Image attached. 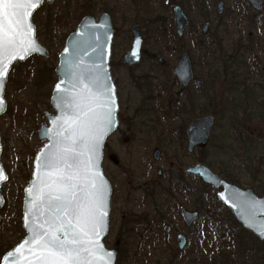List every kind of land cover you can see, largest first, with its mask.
<instances>
[{"label": "rangeland", "instance_id": "374dc122", "mask_svg": "<svg viewBox=\"0 0 264 264\" xmlns=\"http://www.w3.org/2000/svg\"><path fill=\"white\" fill-rule=\"evenodd\" d=\"M180 1L193 22L181 39L174 36V6L166 0H54L35 13L37 37L48 56H33L13 66L6 88L8 109L0 116L1 161L9 175L1 188L5 204L0 208V246L15 245L25 237L24 189L32 178L35 155L45 143L38 131L48 124L45 113L54 112L50 92L58 81L56 69L65 40L86 15L97 19L104 12L112 15L111 71L120 95L119 115L142 124V132L133 135L121 122L104 150L103 169L112 185L110 230L104 241L108 248H120L116 264H194L210 253L209 242L223 237L214 228L225 230L230 225L229 220L224 224L225 208L217 200L206 202L202 191H208L207 185L184 175L189 166L204 163L264 197V7L255 12L247 0H223L220 15V0ZM205 21L212 24L208 37L202 36ZM136 22L144 30L146 54L139 66L128 68L123 57L131 49ZM184 51L190 52L197 67L193 84L183 92L174 69ZM152 55L163 56L165 66ZM233 72L240 75L237 82ZM134 79L147 80L148 90L135 88L130 84ZM149 93L156 112L134 115L136 108L145 106ZM169 96L179 103L172 106ZM173 110V119H167L166 113ZM207 115L215 117L211 142L190 155L181 130ZM133 139L138 142L131 144ZM155 148L162 152L159 161L153 158ZM159 168L163 176H158ZM182 206L201 211L191 227L180 217ZM231 221L230 226L237 225ZM179 233L187 237L183 250ZM254 241L258 255H250L248 264L255 263L253 258L264 264V241Z\"/></svg>", "mask_w": 264, "mask_h": 264}, {"label": "water", "instance_id": "95a60500", "mask_svg": "<svg viewBox=\"0 0 264 264\" xmlns=\"http://www.w3.org/2000/svg\"><path fill=\"white\" fill-rule=\"evenodd\" d=\"M51 4L54 0H33L35 8L19 9L20 13L28 11L31 15L23 18V27L20 35L16 38L14 46L8 48L4 54V63L8 65L6 75L0 86V100L3 107L0 108V116L8 109L6 88L9 74L16 63L27 61L32 56L47 58V48L37 38V27L34 23L35 13L45 4ZM253 10L263 9V0H247ZM224 11V1L218 3V12ZM175 25L181 36L189 25V20L180 6L174 9ZM210 30V23L203 25V33L206 35ZM131 49L124 56V64L130 67L137 66L143 58L144 33L140 23H136L132 30ZM114 39V27L112 15L104 12L98 19L88 15L82 19L76 30L72 32L66 41L65 47L59 55V65L56 69L58 81L54 86L51 106L54 112H46L48 124H43L38 131L39 139L45 141L44 145L35 155L32 178L24 189L22 208V228L25 237L13 248L8 250L2 257L1 264H40L36 255L41 254L38 246L31 243L36 234L47 230L52 222L53 214L48 210L47 198L44 201L37 200L42 192L46 193V184L51 182L49 172L52 171L54 157L63 156V149L73 146L70 138L78 136L82 131L86 133L87 144L77 141L75 163L80 170L81 177H87L86 184L95 182L102 189V211L107 215L102 222H97L99 236L93 234L90 225L86 231L89 235L84 239L92 240L82 247L90 249V253H81L82 264L91 261V264H116L118 250L108 248L105 237L110 230V211L112 200V185L103 169L104 150L108 138L119 126V97L111 71L112 46ZM23 42V43H22ZM31 43L30 50L25 53L24 49ZM15 55L16 59H10ZM24 58L20 59L19 56ZM159 63L164 65L166 60L159 57ZM174 74L179 82L187 87L194 79V69L191 56L184 52ZM59 85V88L57 87ZM93 109L88 112V109ZM88 112L85 117L83 113ZM215 119L212 115L194 119L187 128L189 152L193 153L196 148L206 149L210 143ZM85 124L87 127H85ZM94 145V151L92 146ZM3 146L0 136V208L5 204V198L1 188L9 180V175L1 161ZM153 158L157 161L161 158V150L156 148ZM114 162H116L113 159ZM61 167L63 163L61 162ZM160 168L158 174H162ZM188 174L199 176L201 180L213 189H223L217 197L247 231L264 241V197L257 195L252 189H244L230 183L222 176L214 172L203 163L186 169ZM88 190H91L90 188ZM43 213V215H41ZM181 217L184 223L191 227L201 217L200 210L181 209ZM46 221L48 223H46ZM44 227L41 228L40 225ZM179 248L183 250L187 246L186 235H177ZM25 241L29 243L25 244ZM21 245H24L21 248ZM17 249H20L17 252ZM33 253H36L34 255Z\"/></svg>", "mask_w": 264, "mask_h": 264}, {"label": "snow or ice", "instance_id": "6c2138e0", "mask_svg": "<svg viewBox=\"0 0 264 264\" xmlns=\"http://www.w3.org/2000/svg\"><path fill=\"white\" fill-rule=\"evenodd\" d=\"M36 6L33 0H0V86L8 70V65L4 63V54L9 47L15 45L16 38L23 27V18L31 15L28 11L20 13L17 10ZM30 48L29 42L24 52L27 53ZM16 58L15 55L10 57V59ZM19 58L23 59L24 56L21 55ZM57 87L59 88V85ZM2 107L3 101L0 100V108ZM92 111L93 109H88V112ZM88 112L83 115L87 117ZM85 127H87L86 124ZM70 139L73 146L64 148L63 156L53 158L52 171L49 172V177L52 179L46 184L47 192H42L37 197V200L44 201L46 196L48 210L53 214L49 228L42 234H36L31 241L41 250L39 255L33 253L40 264H82L81 253L91 254L90 249L82 245L93 242L84 239L89 235L86 229L91 225L93 234L99 236L97 222H102V218L107 215L102 211V189L98 188L94 181L86 184L87 177H81L75 163L74 145L79 140L85 142L87 147L86 133L82 131L78 136ZM92 150L94 151V145ZM61 162L63 167L60 166ZM3 178L0 173V179ZM89 188L91 190H88ZM40 227L43 228L44 225L41 224ZM27 243L29 241H25V244ZM23 247L24 245H21V248ZM19 251L20 249H17V252ZM86 264H91V261H87Z\"/></svg>", "mask_w": 264, "mask_h": 264}, {"label": "trees", "instance_id": "16d2710c", "mask_svg": "<svg viewBox=\"0 0 264 264\" xmlns=\"http://www.w3.org/2000/svg\"><path fill=\"white\" fill-rule=\"evenodd\" d=\"M175 38H177V37H175ZM66 40H65V44H66ZM52 91H53V89L50 92L51 94H52ZM201 108L203 109L202 106H201ZM225 176L231 182L237 183L234 179L230 178L228 175H225ZM182 185H183L182 183L179 184L180 187H182ZM206 187L207 188H205V189H207L208 191L207 192L205 190L202 191V194L204 195L206 202H208L209 200L211 202H216L215 200L218 201V199L216 197L215 190L212 189L208 185ZM170 191H171V188H170ZM218 203L220 206H223L225 208L224 209L225 213L228 215L227 219L225 217L226 220L225 221L223 220L224 224H226L225 222H227V220H229L230 225H232L231 220H234L235 223H237V225H236L237 227L236 226L233 227V226L228 225V226H226L225 230L224 229L222 230L219 228H214L216 234H217V230L223 232V237L222 238L219 237V239L217 241L215 239L214 241L209 242L210 253L208 255L207 254L202 255L203 257H200L199 261L195 260L194 264H227V263L228 264H248V259H249L250 255H251V257L258 255L257 251H259V248L257 247V244L254 241V239L257 241H259V239H256V237L253 234H251L249 231L244 229L243 226L233 216V214L231 213L230 210H228L219 201H218ZM204 207H205V205L203 206V208ZM237 229H239L240 233L237 232ZM15 245H10V244H4L3 245L2 244V246H0V253H1L0 256L3 257L4 254L8 250L13 248ZM117 250H118V254L120 256L121 255L120 248L117 247ZM258 257H260V256H258ZM210 261H213V263H211ZM253 261L255 262L253 264H261V262L258 261V258H253Z\"/></svg>", "mask_w": 264, "mask_h": 264}, {"label": "flooded vegetation", "instance_id": "af4514ba", "mask_svg": "<svg viewBox=\"0 0 264 264\" xmlns=\"http://www.w3.org/2000/svg\"><path fill=\"white\" fill-rule=\"evenodd\" d=\"M178 0H166V4L167 5H169V4H171L172 6H174V8H173V15H174V9H175V7H177V6H180L182 9H183V11H184V13L186 14V16L188 17V20H189V25L186 27V29L184 30V32H183V35H179L178 34V32H177V27H176V25H175V16H174V25H175V28H176V34L174 35L175 37H177L176 39H181V38H183L185 35H186V33H187V31L189 30V29H191V28H193V22L191 21V19H190V17H189V15L187 14V12L185 11V9H184V7H186L185 6V4L183 3V2H177ZM220 1H223V0H220ZM219 1V2H220ZM264 4V3H263ZM183 5H184V7H183ZM224 6H225V4H224ZM263 7H264V5H263ZM255 11V10H254ZM262 11V10H261ZM224 12V11H223ZM255 12H260V11H255ZM219 13V12H218ZM223 14V13H222ZM222 14H220V15H222ZM210 23V30H209V32L206 34V35H204V33H203V25L205 24V23ZM136 23H140V22H136ZM135 23V24H136ZM134 24V25H135ZM141 24V23H140ZM133 25V26H134ZM203 25H202V36L203 37H208L209 35H210V32H211V29H212V24H211V22H209V21H205L204 23H203ZM141 27H142V25H141ZM132 30H133V28H132ZM142 30H143V27H142ZM143 33H144V30H143ZM133 39V38H132ZM144 39H145V34H144ZM144 44H145V42H144ZM184 52H188V51H184ZM183 52V53H184ZM183 53H182V55H183ZM189 54H190V52H188ZM206 53H210V49L208 48L207 49V52ZM142 54H143V58H144V55L146 54V50L144 49V45H143V51H142ZM181 55V56H182ZM125 56V55H124ZM190 56H191V54H190ZM152 57L154 58V59H156L157 58V62L159 63V57L160 56H156V55H152ZM143 58H142V60H143ZM181 58V57H180ZM191 59H192V56H191ZM123 60H124V57H123ZM166 60V59H165ZM180 60V59H179ZM142 62V61H141ZM123 63H124V61H123ZM178 63H179V61H178ZM195 62H193V59H192V64H193V69H194V79L191 81V83L189 84V86H187V87H184L180 82H179V80L177 79V77L175 76V78H176V80H177V82L179 83V85L181 86V89H182V91L184 92V90L185 91H187L186 89L187 88H189L192 84H193V82H194V80H195V66L197 67V64L195 63ZM160 64V63H159ZM166 64V63H165ZM165 64L164 65H161L160 64V66H165ZM239 64V63H238ZM140 64H138L137 66H139ZM178 65V64H177ZM125 66H127V65H125ZM137 66H134V67H137ZM128 68H134V67H130V66H127ZM176 68V67H175ZM231 69H233V66L231 65ZM234 69H235V67H234ZM175 75V74H174ZM232 76L234 77V78H236L235 79V81L237 82L238 81V78L240 77V75H238L236 72H233L232 73ZM248 75H246V78L248 79ZM215 78V77H214ZM243 78V77H242ZM141 83H143V84H141ZM130 84H132L135 88H139V89H146V91L148 90V86H147V84H148V81L147 80H145V81H142V80H137V79H134V80H130ZM116 85V84H115ZM116 88H117V85H116ZM119 88V87H118ZM117 93H118V90H117ZM128 95L130 96L131 95V93H132V91H131V89L129 88L128 89ZM118 97H120V95H119V93H118ZM152 99H153V96H152V94H150L149 93V95H147L146 96V98H145V101H144V104H145V106L143 107V106H139L138 108H136L135 110H134V115H137V114H142V113H147V112H156L155 110H157L156 108L154 109V107L153 108H151L150 107V102L152 101ZM172 100V101H171ZM168 101H169V103H171L172 104V106L173 105H177L178 103H179V99H174L172 96H169L168 97ZM121 102H120V98H119V104H120ZM175 103V104H174ZM128 109L130 110V109H132V106H131V99L129 100V102H128ZM175 110V109H174ZM173 110V112H171V111H169V112H167L166 113V117H167V119H173V115H175V111ZM119 113H120V111H119ZM208 116V115H207ZM213 116V115H212ZM202 117H204V116H202ZM214 117V116H213ZM197 118H200V117H197ZM196 119V118H195ZM214 119H215V117H214ZM194 120V119H193ZM192 120V121H193ZM191 121V122H192ZM121 122H124L125 124H127L128 126H129V128L130 129H132V133H133V135H137V133L139 134L140 132H142V129H141V127H142V124H138L137 123V121H136V119L134 118V117H130V118H128L127 120H121V116L119 115V126H118V128H117V130L119 129V127H120V123ZM190 122V123H191ZM190 123H189V125H190ZM188 125V126H189ZM214 125H215V122H214ZM137 128H140L138 131H136V129ZM188 128V127H187ZM187 128H186V131H187ZM214 128V127H213ZM116 130V131H117ZM115 131V132H116ZM186 131H184V129L182 128V130H181V133H183L182 135H183V139H186V141H187V144H188V153L190 154V155H192V154H194L195 153V151L196 150H200V148H196L195 150H194V152L193 153H190L189 152V141H188V138H187V133H186ZM212 131H213V129H212ZM211 137H212V133H211ZM134 140V142H132L131 144H134V143H136V142H138V140H136V139H133ZM210 142H211V139H210ZM210 144V143H209ZM156 149V148H155ZM154 149V150H155ZM160 149V148H159ZM202 150V149H201ZM154 152V151H153ZM161 156H162V152H161ZM161 159V158H160ZM197 164H199V163H197ZM204 164V163H203ZM196 165V164H195ZM195 165H192V166H195ZM189 167H191V166H189ZM160 169V168H159ZM158 169V170H159ZM162 169V168H161ZM163 170V169H162ZM213 170V169H212ZM214 171V170H213ZM215 172V171H214ZM217 173V172H216ZM157 174H158V172H157ZM163 174H164V171L162 172V174H158V176H163ZM189 175V176H192V177H197L198 179H201L199 176H194V175H191V174H188L187 172H186V170H185V173H184V175ZM218 174H220L221 176H222V178L223 179H225L226 181H228V182H230V183H233V184H236V183H234V182H231L225 175H223V174H221V173H218ZM183 185H182V187L181 188H183V190L184 191H189V189H186L185 188V183H182ZM207 185V184H206ZM237 185V184H236ZM208 186H210V185H208ZM211 187V186H210ZM212 188V187H211ZM167 189V188H166ZM166 189H164V191L166 192ZM213 189V188H212ZM223 188L222 187H220L219 189H214V190H217V193L219 192V191H221ZM193 195H194V193H193ZM185 206H182L181 208H180V217H181V209L182 208H184ZM185 208H187V207H185ZM187 209H189V208H187ZM189 210H198V209H189ZM181 219H182V217H181ZM182 221H183V219H182ZM184 222V221H183ZM185 224V223H184Z\"/></svg>", "mask_w": 264, "mask_h": 264}]
</instances>
